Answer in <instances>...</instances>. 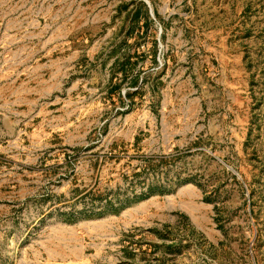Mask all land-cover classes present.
Here are the masks:
<instances>
[{
	"label": "rangeland",
	"instance_id": "374dc122",
	"mask_svg": "<svg viewBox=\"0 0 264 264\" xmlns=\"http://www.w3.org/2000/svg\"><path fill=\"white\" fill-rule=\"evenodd\" d=\"M147 1L0 0V264H264V0Z\"/></svg>",
	"mask_w": 264,
	"mask_h": 264
},
{
	"label": "trees",
	"instance_id": "16d2710c",
	"mask_svg": "<svg viewBox=\"0 0 264 264\" xmlns=\"http://www.w3.org/2000/svg\"><path fill=\"white\" fill-rule=\"evenodd\" d=\"M137 89H138V88H137ZM137 89H136V90H137ZM131 94H132V93L129 92V93L127 94V96L130 98V97H131ZM149 191L152 192L151 189H150ZM150 192H149V193H150ZM149 193H148V194H149Z\"/></svg>",
	"mask_w": 264,
	"mask_h": 264
},
{
	"label": "water",
	"instance_id": "95a60500",
	"mask_svg": "<svg viewBox=\"0 0 264 264\" xmlns=\"http://www.w3.org/2000/svg\"><path fill=\"white\" fill-rule=\"evenodd\" d=\"M147 5L149 4L148 3V1L147 0H143ZM149 10H150V12H151V14H152V9L149 7Z\"/></svg>",
	"mask_w": 264,
	"mask_h": 264
}]
</instances>
